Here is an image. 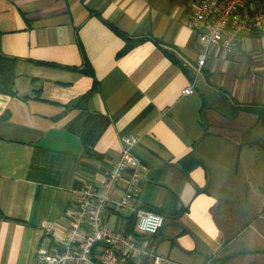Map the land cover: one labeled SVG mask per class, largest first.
Masks as SVG:
<instances>
[{"label": "crops", "instance_id": "obj_1", "mask_svg": "<svg viewBox=\"0 0 264 264\" xmlns=\"http://www.w3.org/2000/svg\"><path fill=\"white\" fill-rule=\"evenodd\" d=\"M194 3L0 0V51L18 60L15 93H0V264H41L126 134L147 167L134 206L164 223L139 232L114 203L106 225L177 264H264V32L241 35L230 53L210 48L196 75ZM120 34L131 41L121 55Z\"/></svg>", "mask_w": 264, "mask_h": 264}, {"label": "built area", "instance_id": "obj_2", "mask_svg": "<svg viewBox=\"0 0 264 264\" xmlns=\"http://www.w3.org/2000/svg\"><path fill=\"white\" fill-rule=\"evenodd\" d=\"M247 1L195 0L187 26L196 31L201 46L196 75L210 48L219 46L222 52L230 53L241 35L253 30L264 32V8L250 12L246 7ZM193 90V85H190L184 88L183 94H190ZM138 139L133 134L123 135L120 156L104 177L86 182L69 228L61 241L39 255L41 264H130L142 258L152 259L154 264H177L155 253L153 248L140 244L133 234L112 230L104 221L107 208L115 203L121 210L135 213V228L139 232L154 235L163 226L161 214L134 206V197L147 173V167L131 151ZM125 173L129 178L124 192L120 200L114 202L112 196ZM98 243L101 248L94 255L93 248Z\"/></svg>", "mask_w": 264, "mask_h": 264}, {"label": "trees", "instance_id": "obj_3", "mask_svg": "<svg viewBox=\"0 0 264 264\" xmlns=\"http://www.w3.org/2000/svg\"><path fill=\"white\" fill-rule=\"evenodd\" d=\"M120 35L121 37L124 38L126 44H125V47L119 52V55L125 53L131 47L130 38H128L127 36L123 34H120ZM17 62H18L17 58L5 55L0 51V93L8 94V95H12L15 93L14 84H15V79H16ZM80 70L87 75L93 76L92 68L87 62ZM95 88L96 86L94 83V86L85 95L87 96L91 94L95 90ZM150 211H154V210H150ZM5 218L6 217L0 211V219H5ZM130 233L136 237L133 231L130 230ZM96 247L101 248V244L99 243L96 244L93 248V252L96 250ZM130 264H133V262H130Z\"/></svg>", "mask_w": 264, "mask_h": 264}, {"label": "rangeland", "instance_id": "obj_4", "mask_svg": "<svg viewBox=\"0 0 264 264\" xmlns=\"http://www.w3.org/2000/svg\"><path fill=\"white\" fill-rule=\"evenodd\" d=\"M259 157H260L259 154H257V155L255 156V163L258 162V160H261V164H264V160H262V159H264V157L261 156V159H259ZM257 179H258V178L255 179V182H256Z\"/></svg>", "mask_w": 264, "mask_h": 264}]
</instances>
